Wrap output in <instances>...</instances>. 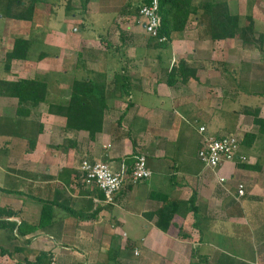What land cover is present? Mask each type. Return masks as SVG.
I'll list each match as a JSON object with an SVG mask.
<instances>
[{
	"label": "crops",
	"instance_id": "1",
	"mask_svg": "<svg viewBox=\"0 0 264 264\" xmlns=\"http://www.w3.org/2000/svg\"><path fill=\"white\" fill-rule=\"evenodd\" d=\"M143 2L52 0L49 12L62 8L64 20L49 23L44 77H19L44 81L45 101L18 116L17 99L0 95V208L15 211L0 218L16 224L0 226V264H264V66L241 65L247 47L235 37L212 39L203 9L156 44ZM75 80L102 93L88 98L90 132L58 111ZM225 134L239 136L246 161L203 167L205 135ZM139 153L151 176L125 184L112 204L81 178L84 158L130 168ZM192 196L196 213L184 210ZM165 199L182 202L167 230L153 215ZM21 222L37 228L22 233Z\"/></svg>",
	"mask_w": 264,
	"mask_h": 264
},
{
	"label": "trees",
	"instance_id": "2",
	"mask_svg": "<svg viewBox=\"0 0 264 264\" xmlns=\"http://www.w3.org/2000/svg\"><path fill=\"white\" fill-rule=\"evenodd\" d=\"M87 0H81L85 7ZM150 0H144L147 3ZM40 0H0V15L2 17L13 18L18 20H31L35 16L37 3ZM159 15L161 26L157 36H151V41L162 45L166 42L160 40L161 37H169L172 31H181L184 29L186 21L190 13H196L198 9H203V14L208 19L209 34L212 39H224L234 37L239 34L244 42L252 43L254 40L250 34L253 31L252 21L246 27H239V17L237 14H232L225 2H213L204 0L198 5L193 4V0H158ZM262 37H259L261 40ZM165 40V39H164ZM31 41L23 37H15L12 47L4 55V70L8 71L10 62L14 59L23 60L27 58L30 50ZM180 67L184 65L180 62ZM188 77V76H187ZM94 83L90 81L75 80L72 86V92L69 102L66 106H58L49 104V112L53 113L54 107L57 108L60 114L67 118V126L76 129H88L92 131L96 124V107L92 103L91 96H96L97 100L101 98V91L93 87ZM46 83L38 79L18 78L13 80L0 79V95L10 96L17 99L16 115L27 116L30 113L28 106H36L38 103L45 101ZM101 94V95H100ZM264 122V121H263ZM92 133V132H91ZM252 135V134H251ZM33 139H30L29 146L33 147ZM194 196H192L185 207V211L192 210L197 212V207L194 206ZM185 203V202H184ZM182 202L165 199L162 206L154 212L156 217V225L163 230H167L174 214L180 210ZM15 211L10 208H0V216L13 215ZM49 213V207L43 206L41 211L42 223L44 216ZM22 222L18 225V230L22 233L36 230V226H29L26 230H22ZM16 224L12 221L0 218L1 227L13 228ZM2 251V250H1ZM202 258L199 259L198 264ZM45 263V262H44ZM51 263V260L49 261ZM47 262V264H49ZM27 264V263H26Z\"/></svg>",
	"mask_w": 264,
	"mask_h": 264
},
{
	"label": "rangeland",
	"instance_id": "3",
	"mask_svg": "<svg viewBox=\"0 0 264 264\" xmlns=\"http://www.w3.org/2000/svg\"><path fill=\"white\" fill-rule=\"evenodd\" d=\"M23 1L26 2L29 0ZM202 1L204 0H193V4L198 5ZM211 1L220 2L223 0ZM228 1L229 6L233 11L236 10V14L239 17V27H246L248 26V24H250L251 21L253 23V31L252 34H250V38L252 36L254 42H244L240 38L239 34L234 36L235 40L241 41L242 44L246 45L247 47V52L244 55H241L242 61L244 62V64L242 62L241 65H243L244 67H249V69L257 68L256 66H264V0ZM51 2L52 0H40V2L37 3L35 16L33 15L32 19L28 21H19L13 18L10 19L6 17H3L2 19L0 18V79L5 78L6 76L18 79L20 76H26L29 74V76L35 75V77H44L41 73L43 70V68H41L42 65H40L41 62H43V60L41 59H43L45 55L48 54V52L50 51V43L53 42V40L51 39V35H53V32L51 30L53 27L50 28L49 23L53 22L54 19L56 21L60 19L61 22H63L64 20V12L62 11V8H59V10H57L55 14L49 12V8L53 4ZM61 3H63V0H61ZM53 16H55L56 18H54ZM58 25L59 24H56V26ZM15 37H23L30 40V50L28 52L25 63H23L22 61L12 60L10 62L9 70L5 71L4 55L6 51H9L11 49ZM259 37H262V39L259 40ZM235 42L236 41H233V43L231 42L229 45L232 46V51H234V48H236H233ZM234 54H237V52L234 51ZM234 56L235 55L232 54V57ZM216 61L219 62V59H217ZM245 61L247 62L246 65ZM44 64H47V61ZM218 66L220 65L218 64ZM9 110L10 109H7V112ZM4 239L5 237H2L1 240L4 241ZM11 239H13L12 235ZM6 259L8 260L7 257ZM8 262L10 261L8 260Z\"/></svg>",
	"mask_w": 264,
	"mask_h": 264
},
{
	"label": "built area",
	"instance_id": "4",
	"mask_svg": "<svg viewBox=\"0 0 264 264\" xmlns=\"http://www.w3.org/2000/svg\"><path fill=\"white\" fill-rule=\"evenodd\" d=\"M144 20V30L148 35L157 36L161 26L158 0L142 3L138 10ZM161 37L160 40H164ZM204 132L205 127H200ZM240 138L235 134H225L219 137L205 135L201 147L197 151V158L207 169H215L223 162H245L246 156L239 151ZM79 171L83 182L95 186L103 194V202L112 204L116 193L127 183H137L149 179L151 171L147 166L144 154H136L132 166L129 168L124 162L114 169L101 160L82 159ZM220 180H223L221 178ZM237 195H244V185L239 183ZM51 264H56L54 260Z\"/></svg>",
	"mask_w": 264,
	"mask_h": 264
}]
</instances>
